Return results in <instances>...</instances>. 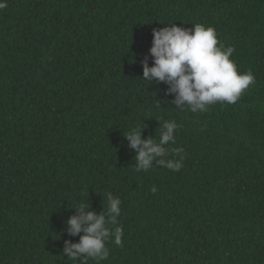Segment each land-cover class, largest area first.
Listing matches in <instances>:
<instances>
[{"label": "trees", "instance_id": "obj_1", "mask_svg": "<svg viewBox=\"0 0 264 264\" xmlns=\"http://www.w3.org/2000/svg\"><path fill=\"white\" fill-rule=\"evenodd\" d=\"M0 9V264L63 256L74 208L121 200L122 243L87 264H264V0H6ZM213 27L255 83L235 104L176 110L152 66L153 29ZM169 159L135 169L130 129ZM177 149L180 151L177 153ZM155 186L157 191L151 192ZM82 235V234H81Z\"/></svg>", "mask_w": 264, "mask_h": 264}, {"label": "clouds", "instance_id": "obj_2", "mask_svg": "<svg viewBox=\"0 0 264 264\" xmlns=\"http://www.w3.org/2000/svg\"><path fill=\"white\" fill-rule=\"evenodd\" d=\"M5 7L6 0H0V9ZM152 36V66L149 67L147 57L142 61L143 81L148 85L153 82L166 84V95L174 97L172 104L176 110L206 112L216 103L235 104L242 93L255 83L251 70L238 72L235 61L230 59L235 49L225 48L213 27L194 24L192 29H188L171 24L159 30L153 29ZM177 128L175 121H165L158 141L151 137L142 138L145 127L130 129L123 135L128 147L135 151L137 171L155 168L154 161L160 168L181 169L182 160L168 158L170 149L167 145L175 144ZM150 190L153 193L157 191L155 186ZM107 203V212L103 210L99 214L90 211L87 204L74 208L76 215L67 221L65 231L68 236H79L80 239L78 243L66 240L63 256L80 264H87L89 259L99 262L109 256V240L121 245L122 227H110L118 225L121 200L109 193Z\"/></svg>", "mask_w": 264, "mask_h": 264}]
</instances>
